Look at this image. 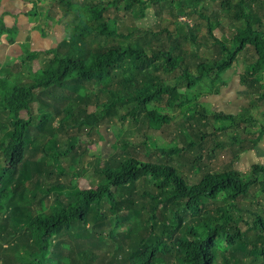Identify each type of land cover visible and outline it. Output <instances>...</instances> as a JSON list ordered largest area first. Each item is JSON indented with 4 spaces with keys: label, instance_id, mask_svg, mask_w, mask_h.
Segmentation results:
<instances>
[{
    "label": "trees",
    "instance_id": "trees-1",
    "mask_svg": "<svg viewBox=\"0 0 264 264\" xmlns=\"http://www.w3.org/2000/svg\"><path fill=\"white\" fill-rule=\"evenodd\" d=\"M53 1L73 15L69 38L30 81L1 89L0 264H264V211L240 204L251 188L264 191V165L249 173L234 167L264 141V0H82L77 7L76 0ZM203 2L218 4L233 30L230 38L214 34L215 24L198 10L200 4L208 10ZM110 9L123 10L121 20L145 24L166 15L178 19L158 30L137 23L129 28ZM194 13L207 20L209 41L189 19H179ZM11 32L0 16V42H14ZM201 46H215L218 55L195 53L193 67L186 50ZM242 54L251 57L239 73L247 94L243 109L227 113L196 101L202 92L195 85L206 76L215 84L222 74L227 83V70ZM162 104L184 107L187 120L198 115L196 125L211 124L214 134L240 131L230 167L190 181L171 158L183 156L184 146L158 147L159 159H151L150 147L131 154L125 139L122 152L83 164L86 144L72 132L93 129L105 139L106 123L118 140L123 122L137 123L142 113L151 127L169 123L174 116L162 112ZM196 136L186 146L199 150L190 168L201 167L203 157L206 134L200 129ZM143 142L149 145L146 137ZM88 171L97 180L91 187L83 176ZM72 177L85 184H70Z\"/></svg>",
    "mask_w": 264,
    "mask_h": 264
},
{
    "label": "rangeland",
    "instance_id": "rangeland-1",
    "mask_svg": "<svg viewBox=\"0 0 264 264\" xmlns=\"http://www.w3.org/2000/svg\"><path fill=\"white\" fill-rule=\"evenodd\" d=\"M97 1V0H96ZM109 1V0H106ZM105 0L103 2H106ZM208 10L201 9L203 4H200L198 7L199 11L204 12L205 14L210 17V21L215 24L216 29H214V34L220 38V39H228V36H232L233 30L229 27V22L226 20L225 17H223V12L220 13L218 4L214 3H205L203 2ZM122 5V4H120ZM51 6H55L58 8L56 3H51ZM110 16L112 15H118L120 18L119 25L126 26L128 25L129 28L133 27L134 23H137V25L141 26H153V30H158L161 27H171L173 25V21H177L178 17L171 18L166 15V18L163 20L160 19V17L156 18L155 23L151 24H145L147 20L138 19L135 22H132L130 19V16H126L121 20V16L123 13L121 12H114L112 9L107 11ZM126 13V12H125ZM124 13V14H125ZM217 15V21L215 20V14ZM51 19H47L46 21H54V24H56L55 18L57 17V13L53 12L50 14ZM184 16V15H183ZM182 17V15H181ZM70 18H73V15H70ZM44 19L43 16H41V20ZM57 19V18H56ZM181 20H187L189 19L191 23L196 25L197 32L199 35V38L203 41L207 40L209 41L208 32H207V20H204L201 16H199L198 13H194L192 16H187L185 14L184 17L179 18ZM188 20V21H189ZM38 22V21H37ZM140 22V23H139ZM41 26L44 24L43 20L40 21L37 25ZM36 25V24H35ZM37 25L35 28H32L31 30H21V38H24L27 34L31 35V39L28 38L25 41H35V34L38 31ZM135 25V24H134ZM49 29V28H47ZM123 29V27H122ZM125 30V28L123 29ZM127 29L125 30V32ZM15 33L17 36L20 37L19 31L14 30L9 34L11 37H15ZM19 34V35H18ZM132 39V38H131ZM130 39V40H131ZM188 44V42H186ZM32 45V46H31ZM31 45L26 42L23 43L22 46L24 47L22 52L25 53V57L20 58H8L9 55L5 56L6 51V44L5 41L0 42V98L2 96V88L5 86L3 83H7L8 85L11 84V82L19 84L22 80H28L30 81L35 74L43 69L42 65L44 61L47 59H50L53 56L47 55L46 53H43L41 51H33V42H31ZM46 47V46H43ZM47 48V47H46ZM198 48V47H197ZM195 48V49H197ZM190 49L186 50V54L188 55V58L190 61L193 62V67L195 66V63L199 61V59H196L194 55L195 53H199L202 57L208 58V57H214L218 54L215 51V46L206 47L201 46L200 49L195 50ZM37 50V49H34ZM22 54V53H21ZM16 55V54H14ZM31 55H37V58L31 60L27 57ZM248 60H251V57L249 55H243L241 57V61L236 65L235 64L227 70L226 73H228V80L230 85L227 86L226 93L230 94V92H236L237 89H241L238 82H235L236 78H238V73H242L247 69ZM238 74V75H237ZM235 78L230 79L231 76H234ZM7 76V77H6ZM261 77H264V73ZM9 78V79H7ZM1 80H5L4 82H1ZM168 81H173V78L167 77ZM223 74L221 75V78H219L215 84L212 83V77L206 76L199 81L198 84L195 85L194 90L198 91V87L201 89V96L196 99V101L200 100L203 104L209 103V108L216 109L217 111H223ZM217 86V88H215ZM184 88V87H183ZM245 91V86L242 87ZM182 89V87H181ZM180 89V90H181ZM219 89V92L216 93V91ZM242 91V89H241ZM47 98H43L45 100ZM48 101L51 102L49 99ZM263 105L261 108H264V100H261ZM70 104H74L75 109L79 108L77 105L73 103L72 101L69 102ZM244 103H247V100L244 99ZM195 105L194 102L190 103V106ZM90 107V106H89ZM91 109H95V106L93 104L90 107ZM38 109V103L32 104V111L37 114ZM162 112H167L170 115H173L172 120L169 121V123H163L161 126L158 125H150L147 121H144L142 118H144L145 113H142L138 116L139 121L137 123H131L130 120H126L123 122V131L119 136V139L117 140L115 138L114 132L108 129V126L106 123L101 125V130L104 133L105 139L100 137L93 129L86 131L87 133H76L72 132L76 135V137H79V141L83 144V146L87 147V151L85 152L83 156V164H86V161L92 162L93 165L97 163V160L100 159L101 161H105L109 159L110 154H114L115 152H122L123 148L121 147L125 140L129 141L131 145H128L127 150L132 154H134V151H139V155L145 152V150L150 147L151 150V159H159V156L156 154L158 151V147L170 149L172 146H184V155H172L171 158L174 160V163L178 164L180 168L186 172V174H189L188 177L190 178V181H194L196 177H201L203 172L206 171H218L223 170L231 165V160L233 159V152L232 147L234 142L236 141L233 137L234 134H237L238 136L241 134L240 131L230 128L229 130L221 133H216L214 127H212L211 124H209L207 127H199L196 125L197 119L199 118L198 115H194V120H187L186 119V112L184 111V107L182 108H176L173 109L172 107H166L162 104V108H160ZM260 110V109H259ZM258 114V113H257ZM22 118L27 117V113L23 111L21 113ZM208 122L213 123L212 117H209L206 119ZM172 124V126H170ZM202 130L204 134H206V138L200 142L202 145L201 152L202 159L200 160L201 167L194 166L193 168H190V164L192 163V160L195 159V157L198 155V148H187L188 140H196L197 136L196 133L199 132V130ZM70 134V135H74ZM189 136V138H188ZM148 140V146L144 144V138ZM92 139L91 143L87 145L86 140ZM118 141V144L116 143V146L118 149H115L113 146V142ZM125 139V140H123ZM74 140L77 141V139ZM123 140V141H122ZM231 141V143H230ZM129 143V144H130ZM229 144V145H228ZM223 145L225 146L223 148ZM244 145H248L247 142L244 143ZM229 146V147H228ZM236 146V145H235ZM258 149V150H257ZM198 150V151H197ZM137 153V154H138ZM124 156V154H122ZM122 157V156H121ZM120 158V157H119ZM188 160V164L186 161ZM67 162L69 163V157L67 158ZM262 164L264 165V142L262 147H257L256 150H249L243 152L240 159H238L235 162L234 167L240 169L242 172L249 173L254 165ZM70 164H67V166ZM91 171H88L87 173H84V175H87V178H90V181L86 187H91V185H96L97 180L94 181L96 178H91L90 175ZM81 177V176H80ZM263 178H261L262 180ZM79 182L80 185L85 184V180L81 179L80 181L72 177V180L70 184H76ZM240 204L243 205L247 209H251L252 211L262 212L264 211V191L261 188L260 185H257L253 188H251L250 194L240 199ZM212 206H215L214 203L211 204ZM222 205V203L220 204Z\"/></svg>",
    "mask_w": 264,
    "mask_h": 264
},
{
    "label": "crops",
    "instance_id": "crops-1",
    "mask_svg": "<svg viewBox=\"0 0 264 264\" xmlns=\"http://www.w3.org/2000/svg\"><path fill=\"white\" fill-rule=\"evenodd\" d=\"M81 1L82 0H76L75 7L79 6L80 4L78 2ZM100 1H104V0H100ZM51 3H54V1L53 0H0V16L12 31L18 30L20 34L19 37L15 33L14 42L5 43L7 47L5 51V56L9 55L8 58H15V57L20 59L24 58L25 53L22 52L24 48L22 44L26 42H28L30 45L31 42H33V51H41L50 56L54 55L56 49L60 44L63 45L64 40L69 38V34L73 30V25L70 24V22L73 19L70 18L69 13L67 14V10L62 3L57 5L58 8H56L55 6L54 7L51 6ZM53 12L57 13V17H56L57 19L55 18L56 24H54V21H46L47 19L53 20L50 16V14ZM118 12L122 13L123 10H119ZM41 16L44 17V19H42L44 24L42 26L40 24L39 26L37 24L40 23V21H42ZM35 24L38 27V31L35 34V41L33 40L25 41L28 38L31 39V35L28 34L24 38H21L22 35L21 30L22 29H25L26 31L31 30L32 28H35L36 26ZM43 46H46L47 48ZM232 78L234 79L235 75L232 76ZM225 79L226 80L228 79V73L225 74ZM233 81L238 82L240 87L242 86L240 83L239 75L238 78H236ZM230 84L228 82L223 84V111L227 113H237L241 111L243 107L246 105V103L243 104V102L244 99H246L245 96L247 94L242 88L243 86L241 87L242 91L241 89L240 91L239 89H237L236 92L232 91L230 92V94L226 93L227 86ZM251 150L254 151L256 149H251Z\"/></svg>",
    "mask_w": 264,
    "mask_h": 264
}]
</instances>
